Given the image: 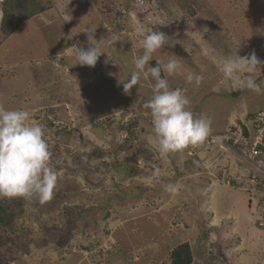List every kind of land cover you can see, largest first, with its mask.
Masks as SVG:
<instances>
[{
	"label": "rangeland",
	"instance_id": "1",
	"mask_svg": "<svg viewBox=\"0 0 264 264\" xmlns=\"http://www.w3.org/2000/svg\"><path fill=\"white\" fill-rule=\"evenodd\" d=\"M38 2L43 13L22 23L12 15L0 30V105L43 126L60 178L44 203L0 197L15 214L0 226V264H170L184 243L192 264H264V185L255 190L247 166L217 148L161 157L142 107L154 81L123 91L153 28L167 37L150 62L176 55L169 86L185 90L209 134L247 123L264 108V63L251 74L255 91L225 80L214 59L254 51L264 62V0ZM89 28L102 53L95 67L75 60ZM189 72L204 77L200 86Z\"/></svg>",
	"mask_w": 264,
	"mask_h": 264
},
{
	"label": "clouds",
	"instance_id": "2",
	"mask_svg": "<svg viewBox=\"0 0 264 264\" xmlns=\"http://www.w3.org/2000/svg\"><path fill=\"white\" fill-rule=\"evenodd\" d=\"M94 31L85 29L90 46L86 50L77 47L76 64L95 67L102 53L98 50L99 42L94 37ZM166 37L163 32L153 28L143 30L140 41L143 53L133 57L134 70L130 78L123 82L124 93L130 95L131 89L138 85L141 79L154 81L152 96L142 107L148 110L152 122V134L147 138L148 143L164 158L188 145L203 142L209 135L211 124L206 116L194 115L190 110L191 101L184 89H173L169 86L166 77L181 70L176 55L170 57L167 62L157 61L155 66L149 64L153 53L165 45ZM214 63L224 79L234 87L260 90L251 74L264 62L257 58L254 51L246 56L237 54L235 57H219L214 59ZM162 73L166 75L162 76ZM203 79L202 75L191 72L186 76V82H194L197 87ZM253 116L247 123L242 122L239 126L243 132L246 127L250 128ZM233 127L235 125L231 128ZM51 156L44 128L31 120L29 111L23 108L6 109L0 105V197H35L40 203L50 200L60 178L59 171L51 165ZM166 189L175 191L171 185L166 186Z\"/></svg>",
	"mask_w": 264,
	"mask_h": 264
},
{
	"label": "built area",
	"instance_id": "3",
	"mask_svg": "<svg viewBox=\"0 0 264 264\" xmlns=\"http://www.w3.org/2000/svg\"><path fill=\"white\" fill-rule=\"evenodd\" d=\"M247 134L239 126L223 132L209 134L206 139L190 145L191 151L218 149L227 154H233L248 168L247 180L250 186H257L264 181V108L251 119Z\"/></svg>",
	"mask_w": 264,
	"mask_h": 264
},
{
	"label": "trees",
	"instance_id": "4",
	"mask_svg": "<svg viewBox=\"0 0 264 264\" xmlns=\"http://www.w3.org/2000/svg\"><path fill=\"white\" fill-rule=\"evenodd\" d=\"M3 20L0 26L2 32L10 29L12 17L16 16L20 23L31 17L43 13L46 9L40 5L38 0H2ZM21 12V13H20ZM18 13V14H16ZM20 13V14H19ZM13 15V16H12ZM17 15H20L17 16ZM157 62L152 61L149 64L155 66ZM163 76V73H162ZM244 134L246 131L244 129ZM15 214L0 204V226L11 227ZM193 255L188 244H180L170 252V264H192Z\"/></svg>",
	"mask_w": 264,
	"mask_h": 264
},
{
	"label": "crops",
	"instance_id": "5",
	"mask_svg": "<svg viewBox=\"0 0 264 264\" xmlns=\"http://www.w3.org/2000/svg\"><path fill=\"white\" fill-rule=\"evenodd\" d=\"M263 109V108H262ZM259 112V111H258ZM254 114H256V113H251V115L250 116H253ZM229 122L231 123V122H233V118L232 117H230V120H229ZM217 184H215V186H216ZM223 187H226V186H223ZM213 188H214V184H213ZM227 188V187H226ZM217 189V187H215L214 188V190H216ZM234 217H235V219L237 218V215L236 214H234Z\"/></svg>",
	"mask_w": 264,
	"mask_h": 264
},
{
	"label": "bare ground",
	"instance_id": "6",
	"mask_svg": "<svg viewBox=\"0 0 264 264\" xmlns=\"http://www.w3.org/2000/svg\"><path fill=\"white\" fill-rule=\"evenodd\" d=\"M258 187H259V185H258ZM258 187H257V188H258ZM262 187H263V186H262Z\"/></svg>",
	"mask_w": 264,
	"mask_h": 264
}]
</instances>
